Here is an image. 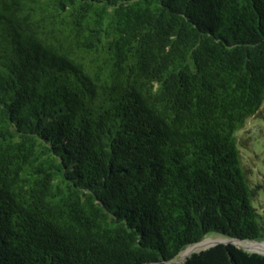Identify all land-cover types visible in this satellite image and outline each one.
<instances>
[{
  "label": "trees",
  "instance_id": "16d2710c",
  "mask_svg": "<svg viewBox=\"0 0 264 264\" xmlns=\"http://www.w3.org/2000/svg\"><path fill=\"white\" fill-rule=\"evenodd\" d=\"M263 100L264 0H0V264H264L179 260L264 240Z\"/></svg>",
  "mask_w": 264,
  "mask_h": 264
},
{
  "label": "rangeland",
  "instance_id": "374dc122",
  "mask_svg": "<svg viewBox=\"0 0 264 264\" xmlns=\"http://www.w3.org/2000/svg\"><path fill=\"white\" fill-rule=\"evenodd\" d=\"M262 107H264V100L262 103ZM257 119L255 118V116L249 118L243 128L240 129L237 134L240 142H246L245 147L241 146V148L243 149L241 150V153L243 155V161L249 164L253 169V173H250L249 176L255 181H260L264 185V119L260 117H258ZM247 143L249 144V146ZM252 151L257 153L258 155H255V153H252ZM260 212L264 213V199L260 207ZM219 237L221 236L211 234L205 237L203 240H207L210 238L215 239ZM213 242L214 241H212L211 243ZM211 243L208 246H210ZM240 245L249 249L248 251H264V246H253L243 242H240ZM208 246L195 250H201L207 248ZM192 251H189L187 253H182L181 251L179 257H185ZM184 257H182V259Z\"/></svg>",
  "mask_w": 264,
  "mask_h": 264
},
{
  "label": "bare ground",
  "instance_id": "6f19581e",
  "mask_svg": "<svg viewBox=\"0 0 264 264\" xmlns=\"http://www.w3.org/2000/svg\"><path fill=\"white\" fill-rule=\"evenodd\" d=\"M223 239H225V238L219 237V238H215V239L210 238L207 240L199 241L195 244L188 246L185 250L182 251V253H187V252L195 250V249H200V248L206 247L212 241L223 240ZM234 241L237 242L239 245H240V242H243V243H248V244L253 245V246H264V241L259 242V241H255V240H240V239H234ZM257 251H260V250H257ZM182 257H184V256H182Z\"/></svg>",
  "mask_w": 264,
  "mask_h": 264
},
{
  "label": "water",
  "instance_id": "95a60500",
  "mask_svg": "<svg viewBox=\"0 0 264 264\" xmlns=\"http://www.w3.org/2000/svg\"><path fill=\"white\" fill-rule=\"evenodd\" d=\"M202 240H203V239H202ZM202 240H201V241H202ZM255 241H257V240H255ZM261 241H264V240H260L259 242H261ZM218 242H231V243H233V244H235V245H237V246H239V247H242V248L245 249V250H249V249H247L246 247L239 245L237 242L234 241V239H231V238H225V239H223V240H215L213 243H211L210 246H212V245H214V244H216V243H218ZM208 247H209V246H208ZM201 250H202V249H201ZM193 251H198V250H193ZM254 251L259 252V253H263V254H264L263 251H257V250H254ZM185 257H186V256H185ZM185 257H184V258H185ZM181 259H182V257L179 258V260H181Z\"/></svg>",
  "mask_w": 264,
  "mask_h": 264
}]
</instances>
